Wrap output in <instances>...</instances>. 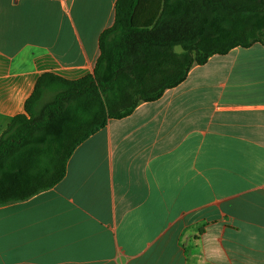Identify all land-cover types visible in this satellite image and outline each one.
Wrapping results in <instances>:
<instances>
[{"label":"crops","instance_id":"obj_1","mask_svg":"<svg viewBox=\"0 0 264 264\" xmlns=\"http://www.w3.org/2000/svg\"><path fill=\"white\" fill-rule=\"evenodd\" d=\"M117 2L0 0V137L41 75L94 73ZM0 264H264V44L193 66L0 206Z\"/></svg>","mask_w":264,"mask_h":264},{"label":"trees","instance_id":"obj_2","mask_svg":"<svg viewBox=\"0 0 264 264\" xmlns=\"http://www.w3.org/2000/svg\"><path fill=\"white\" fill-rule=\"evenodd\" d=\"M263 34L264 0H118L94 73L77 80L41 75L25 112L0 137V206L53 188L75 148L110 119L158 100L213 55L264 44ZM80 113L86 116L78 122ZM43 157L50 161L42 168Z\"/></svg>","mask_w":264,"mask_h":264},{"label":"rangeland","instance_id":"obj_3","mask_svg":"<svg viewBox=\"0 0 264 264\" xmlns=\"http://www.w3.org/2000/svg\"><path fill=\"white\" fill-rule=\"evenodd\" d=\"M262 41H264V34H263V37H262ZM178 47H180V46L175 47V52L176 53H182L183 50H181V52H177ZM180 48L182 49V47H180ZM194 57H195V54H193V58ZM52 93L53 92H48V94L45 96V99L49 100L52 97V95H53ZM134 100H136V99L135 98L131 99V101H134ZM85 116H86L85 113H80L79 116H78V120H80V121H78V122H81L84 119ZM83 127H84L83 125H80V126L77 125L74 128H77V129L80 128V130H82ZM49 161H50L49 157H43L42 159L39 160V166L42 167V168L46 167L49 164Z\"/></svg>","mask_w":264,"mask_h":264}]
</instances>
